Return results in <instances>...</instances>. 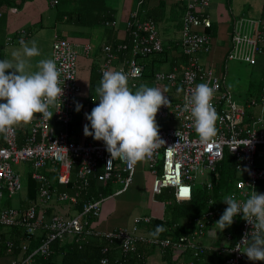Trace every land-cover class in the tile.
<instances>
[{
    "label": "built area",
    "instance_id": "built-area-1",
    "mask_svg": "<svg viewBox=\"0 0 264 264\" xmlns=\"http://www.w3.org/2000/svg\"><path fill=\"white\" fill-rule=\"evenodd\" d=\"M210 2L186 1L181 18L180 39L181 53L186 58L185 67L157 71L153 76L155 84H166L176 96L168 107L159 108L156 118L174 124L159 128L158 135L165 143L153 152L151 158L144 160L153 179L152 195L158 196L169 190L177 202L190 201L196 175L203 176L205 171L209 173V180L203 185L208 194L207 210L194 219L195 229L174 240L155 238L145 231V227L152 222V218L145 216L134 218L130 227L113 230L98 228L96 220L100 217L103 202L108 198L101 194L98 199H85L91 179H95L101 186H107L109 182L118 183L122 187L115 195H119L132 185L135 165L119 158L110 160L102 141L70 140L68 128L81 93L77 80L78 58L80 54L89 57L92 48L55 36L51 59L60 72V81H64L60 110L55 112L57 107L50 106L49 111L53 112L51 119L37 113L21 145L15 128L13 133L0 134V201L4 194L12 196L23 188V172H17L14 166H27L30 169L27 177L38 183L36 198L26 206L0 209V228L19 229L22 232L17 245L12 240L4 241L5 254L12 257L9 264H33L37 256L47 259L51 254V245L56 241L73 240L82 243L93 238L104 242L103 253H109L113 247L119 250L121 256L114 258L115 264H124L128 258L135 256L138 258L135 264H147L146 259L140 257V247L156 250L161 255L170 250L189 264L198 261L204 251L216 250L222 255L218 264H245V246L240 241L245 233L251 232V225L241 218L242 214L234 217L241 222L237 238L234 239L232 233H226L223 242L214 248H207L204 239L216 215L224 212L227 207L222 200L231 197L243 207L252 191H256L258 183L264 182V148H260L264 147V79L258 94L245 107L239 106L224 87L225 77L216 74L214 67L202 64L198 54L207 52L212 43L210 35L199 29L211 27L206 13ZM55 3L50 0L51 5ZM10 11L13 12L14 8ZM107 26L115 27L116 23L113 21L107 23ZM126 33L129 43L115 48L110 45L101 47L103 62L99 73L110 70L117 53L127 52L128 57L120 71L128 76L129 86L135 90L144 71L138 58L160 52L162 45L156 23L150 18L140 20L136 12L129 14L126 20ZM16 35L6 42L15 40L22 44L28 37L24 29ZM259 56H264V19L247 16L235 18L225 62L237 61L250 66L257 64L256 58ZM200 83L214 88L212 104L217 112V134L208 143L200 141L190 113L183 110L184 96ZM178 88L183 91L178 93ZM251 108L256 113L250 114L248 110ZM248 141L251 143L246 145ZM225 151L234 158L239 178L234 190L222 198L217 213L213 209L217 203L211 196V177L218 178L216 168ZM44 170H50L53 178L45 175ZM55 184L70 187V191H59ZM184 189L188 190L187 196L182 195ZM164 204L167 206L169 202ZM52 205L61 206L67 215L49 214ZM71 210L76 212L73 217L70 216ZM33 240L40 241L37 248L28 254ZM14 249L18 251L15 257L12 255ZM100 264H109V259L102 258Z\"/></svg>",
    "mask_w": 264,
    "mask_h": 264
},
{
    "label": "crops",
    "instance_id": "crops-1",
    "mask_svg": "<svg viewBox=\"0 0 264 264\" xmlns=\"http://www.w3.org/2000/svg\"><path fill=\"white\" fill-rule=\"evenodd\" d=\"M186 1L187 0H105V5L113 12L114 21L116 23L113 33L111 32L109 34L106 30H104L105 27L90 28L73 24L68 25L58 23L56 21V12L50 14L49 9H54V6L50 4V0H1L0 60H13L14 52L22 53V44H18L15 40L11 43L6 42L8 38L14 39L17 36V32L21 29H24L28 34L27 39L23 43L31 46V42L35 41L36 46L40 51L39 56L30 58L29 62L31 67L28 69L30 72L37 70L36 65L39 60L51 59L52 43L55 35L59 34L75 44H85L91 46L93 52H91V56L89 55V57H85V55L80 54L78 58L77 80L81 87V93L78 97L77 103L81 104L82 108L79 112L74 110L73 121L69 130V138L75 142H82L84 140L95 141L91 136L86 137L83 134V126L89 123L85 119V113H90L92 108L99 103V97L95 92V88L99 86V82L102 78V76L98 74L99 67L103 62L100 48L104 44L124 41L126 37V20L129 18V14L136 12L137 17L140 20L150 18L156 23L163 45V56L151 55L150 57H146V64L143 63L144 65H147V67H145V72L171 71L173 69L184 68L186 65V59L181 53L180 39L181 18L185 10ZM11 8H14L13 12L10 11ZM206 13L211 22V27L209 29H199V31L210 35L212 44L207 52H200L198 57L202 64L214 67L216 74L225 77L224 87L228 92H230L233 98L232 91L227 84V63L225 62V56L230 47L232 22L235 18L241 16L262 18L264 16V0H211ZM69 37L71 39H69ZM119 60L120 58L111 64L110 70L120 71L123 61ZM140 84H146L149 87L159 88L168 97L169 101H174L176 98L173 90L169 86L166 84H155L152 79H150L148 74H145L142 77L138 86ZM168 88H170L171 91ZM246 105L247 103L244 102L239 106L245 107ZM248 112H250V114L256 113L253 108L248 110ZM36 116L37 114H34L31 122L15 127L18 143L20 145L25 140L31 123L36 119ZM155 120L159 128L170 124L166 121H159L156 117ZM173 124L174 123H171L170 125ZM54 129H58L55 124ZM136 166L138 169L141 168L142 171L145 169V173L150 175L146 169L147 167L145 161L137 162ZM21 172L24 173V169ZM43 173L50 179L53 178V173L50 170H44ZM27 182L28 177L25 179L24 198L18 204L20 207L26 206L29 202L27 200ZM55 187L59 191H63L64 189L70 191V187L65 188L64 186H58L57 184H55ZM130 188L131 186L119 195H115L114 193L113 195H110L109 198L124 195ZM89 189L87 191L88 196L90 195ZM6 197L8 199L11 198V196L8 195ZM156 197L157 196L154 197L151 204L148 203L147 207L149 208V212L144 215H150L160 219L165 216V204L164 202L156 199ZM113 202L114 205L112 204L111 207L108 205L104 212L103 204L101 206L100 217L102 216V220L105 221L99 220L96 222V225L101 230H113L117 228L130 227L133 219L138 216L133 215L129 219L127 218V221L121 223V225H117L118 227L111 225L107 220L108 216L112 214L115 215L118 213V210H123L126 200L119 201L118 203L113 200ZM131 208L129 211H131ZM110 210L112 212H108ZM52 213L67 215L59 205H52L50 207L49 214ZM222 213L223 212L218 213L212 224L207 228V235L204 239V244L207 248H214L223 242L222 239L217 236L219 233L221 234L227 230V232L232 233L234 236L238 231H236L238 228L237 220H234L233 224L225 230L218 231V225L215 223L220 218ZM214 228H216V230ZM142 249L141 253H143L147 264H166L163 259V255H161L158 251L150 248ZM11 258V256L6 254L0 255V264H9ZM172 260L175 261V264H183L185 262L183 258H178L175 255H172ZM246 263L264 264V262L261 261L252 262L248 260L247 257Z\"/></svg>",
    "mask_w": 264,
    "mask_h": 264
},
{
    "label": "clouds",
    "instance_id": "clouds-1",
    "mask_svg": "<svg viewBox=\"0 0 264 264\" xmlns=\"http://www.w3.org/2000/svg\"><path fill=\"white\" fill-rule=\"evenodd\" d=\"M39 55L35 41L31 46L22 42V53L14 52L13 60H0V134L13 133L16 126L31 122L37 113L51 119L53 112L49 107L56 106L55 112L61 108L64 81L59 79L55 61L39 60L37 70L28 71L30 58ZM181 91L183 89H177L178 93ZM95 92L99 103L90 113H85L89 123L83 126V134L102 141L110 160L119 158L135 165L151 158L165 143L158 135L155 117L159 108L168 107L170 101L159 88L140 84L133 91L123 71L108 70L102 74ZM213 97L214 88L206 83L197 84L184 96L183 110L190 113L202 143H208L217 134ZM81 108L77 103L75 111ZM222 201L227 207L215 223L218 231L230 227L234 217L242 214L241 218L251 225V232L245 233L240 241L245 246L244 254L252 262H264V193L253 190L243 207L231 197ZM163 231L164 226L157 225L149 235L156 237Z\"/></svg>",
    "mask_w": 264,
    "mask_h": 264
},
{
    "label": "trees",
    "instance_id": "trees-1",
    "mask_svg": "<svg viewBox=\"0 0 264 264\" xmlns=\"http://www.w3.org/2000/svg\"><path fill=\"white\" fill-rule=\"evenodd\" d=\"M56 1H55L56 3L52 6H54L56 12V21L58 23L68 24V25L73 24L77 26L90 27V28L105 27L104 30H106V32H108L109 34L111 32L113 33L115 27L107 26V23L109 24L114 21V14L105 5V0H56ZM261 19H264V16ZM55 36L61 39L64 38L59 34ZM124 43L126 44L129 43L128 33H126V37L124 41L117 43L111 42L104 45H110L112 48H115L118 45ZM161 45H162V41H161ZM151 55L163 56V45H162V50L160 52H155ZM151 55L147 57H150ZM127 57H128L127 52L117 53L114 61L120 58L119 61L124 62ZM140 59H138V61ZM146 59L147 58L145 57L144 59H141L139 61V63L144 66L143 76L145 74L146 75L148 74L150 79H153V76L156 73V71L145 72L146 69L145 67H147V65H144L143 63L146 64ZM98 74L102 76V74L99 73V70H98ZM263 79H264V75H263ZM260 87L258 90H260ZM70 126L68 130H70ZM260 148L263 149L264 147H260ZM216 172L218 174V178L216 179L214 176L211 177V183L213 185L211 196L214 199V201H216L217 203L216 206L217 208L214 207L213 209H215L216 212L218 213L219 212L218 209L220 208L221 205L220 202L222 198L234 190L235 182L237 178H239V175L235 171L234 158L227 151L224 152L222 161L217 165ZM27 184H28L27 200L31 201L34 200L37 196L38 183L35 180L28 177ZM90 186H91L89 189L90 195L89 196L87 195L86 198L84 197L85 199H89V198L98 199V196L101 194L107 197L105 195V189L99 183L95 182V179H91ZM256 191L258 193H264V182L258 183ZM207 198H208V194L205 188L194 189L191 200L186 202H177L169 190L163 191L160 195L156 197V199L164 203L169 202V204L165 206V208L167 207L169 208V212L167 214L164 212L165 216H163L160 219L150 215H144L145 217L152 218V222L147 227H145L146 228L145 231L149 234L150 232L154 231L157 225H163L165 231L160 233L155 238H163V239L165 238L170 240H174L182 235L190 234L195 229V225L193 223L194 219L207 210ZM4 206L8 207L9 203ZM234 220L238 221V228L236 229V231L237 230L238 231L236 235L233 236L235 239L239 236V231L241 229V222L239 218H234ZM226 233H230V232H227L226 230L221 234L219 233L217 236L223 240ZM21 238H22V232L19 229L9 230V229L0 228V255L5 254V247H4L5 240H12L17 245ZM39 241L40 240H36V241L33 240L31 242L28 250V254H30L37 248ZM103 248H104V242L98 238L88 239L87 241H84L82 243H76L73 240H67L64 242L56 241L51 245L50 256L47 259H43L37 256L35 257V261L33 264H100L102 258L104 257H107L109 259V264H115L114 258L121 256L119 250L116 247H113L109 253H103ZM142 248L141 247L139 248V253L141 255L140 257L145 258L143 256V253H141L143 250ZM17 254L18 251L14 249L12 255L15 257ZM162 255L166 264H175V261L172 260L173 254L170 250ZM220 260H222V255H220L216 250H206L201 254L200 259L198 261H194L193 264H218ZM136 261H138V258L135 256L133 258H128L126 262H124V264H135ZM183 264H189V263L185 261Z\"/></svg>",
    "mask_w": 264,
    "mask_h": 264
},
{
    "label": "rangeland",
    "instance_id": "rangeland-1",
    "mask_svg": "<svg viewBox=\"0 0 264 264\" xmlns=\"http://www.w3.org/2000/svg\"><path fill=\"white\" fill-rule=\"evenodd\" d=\"M49 11H50V14L55 13V9H49ZM69 39L71 38L69 37ZM256 60H257V64L250 65V66L242 62L227 63V84L232 91L233 100L238 105H242L244 102L247 103L254 96H256V94L259 91L258 89L261 85V82L263 80V75H264V56H259L256 58ZM168 89L171 91L170 88ZM136 167L137 166L135 164L134 182L131 185V188L128 190V192L125 193L124 195L109 198L110 195H113L122 186L119 185L118 183L115 184L111 182H109L107 186H103V188L105 189V195L107 196L106 198H108L103 203V212L108 205L110 207L112 206V204L114 205L113 200L116 203H118L119 201L126 200V203H124L123 210H118V213H116L115 215L112 214L108 216L107 220L110 222L111 225H114L115 227H118L117 225H121V223L127 221V218L129 219L133 215L139 216V215L148 214L149 208L147 207V205L148 203L151 204L152 200L155 197L151 193V186H152V180H153L152 176L145 173L146 172L144 171L145 169L143 170L144 171L143 172L141 168L138 169V167L137 168ZM14 169L19 173H21V171L24 169V173L23 174L21 173L22 175L21 182H22L23 188L19 193L12 195L10 199H8L6 197L7 195L4 194L2 200L0 201V209L5 207L4 205H7L8 203H9L8 207H17L20 201L24 198L25 179L30 169L27 166H22V165L14 166ZM208 180H209L208 172L205 171L203 176H201L200 174H197L193 182L194 189H202L203 185ZM130 208H131V211H129ZM108 212H112V211L110 210ZM168 212H169V208L167 207L165 208V213L167 214ZM75 215H76V212L74 210H71L70 216L73 217ZM102 219L103 217L101 216L96 221H99V220L105 221ZM214 229L216 230V228ZM218 246L219 244L216 247ZM245 264H247L246 261H245Z\"/></svg>",
    "mask_w": 264,
    "mask_h": 264
},
{
    "label": "snow or ice",
    "instance_id": "snow-or-ice-1",
    "mask_svg": "<svg viewBox=\"0 0 264 264\" xmlns=\"http://www.w3.org/2000/svg\"><path fill=\"white\" fill-rule=\"evenodd\" d=\"M187 194H188V190H187V189H184V190L182 191V195L187 196Z\"/></svg>",
    "mask_w": 264,
    "mask_h": 264
}]
</instances>
